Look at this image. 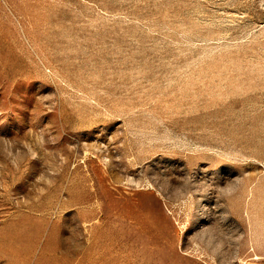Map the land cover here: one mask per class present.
<instances>
[{"label":"rangeland","instance_id":"rangeland-1","mask_svg":"<svg viewBox=\"0 0 264 264\" xmlns=\"http://www.w3.org/2000/svg\"><path fill=\"white\" fill-rule=\"evenodd\" d=\"M0 264H264V0H0Z\"/></svg>","mask_w":264,"mask_h":264}]
</instances>
